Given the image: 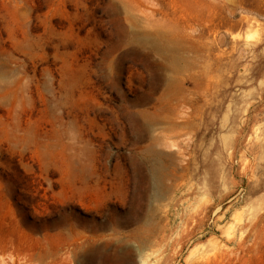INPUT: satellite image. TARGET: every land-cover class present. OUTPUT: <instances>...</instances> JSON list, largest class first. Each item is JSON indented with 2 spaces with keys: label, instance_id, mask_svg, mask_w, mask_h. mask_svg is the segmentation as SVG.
I'll return each mask as SVG.
<instances>
[{
  "label": "rangeland",
  "instance_id": "374dc122",
  "mask_svg": "<svg viewBox=\"0 0 264 264\" xmlns=\"http://www.w3.org/2000/svg\"><path fill=\"white\" fill-rule=\"evenodd\" d=\"M142 259L264 264V0H0V264Z\"/></svg>",
  "mask_w": 264,
  "mask_h": 264
},
{
  "label": "bare ground",
  "instance_id": "6f19581e",
  "mask_svg": "<svg viewBox=\"0 0 264 264\" xmlns=\"http://www.w3.org/2000/svg\"><path fill=\"white\" fill-rule=\"evenodd\" d=\"M101 230L104 231L105 228H101ZM103 233L100 232L98 229H96L95 232L92 235V241L91 242H92L93 262L94 263H98L99 253H100L101 249L103 248L102 244H101V241L104 239V236H105L104 235L105 233L104 234ZM145 261L146 260L142 259V264H147V262H145Z\"/></svg>",
  "mask_w": 264,
  "mask_h": 264
}]
</instances>
